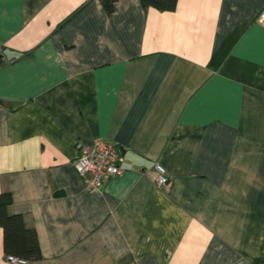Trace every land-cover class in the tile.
Returning a JSON list of instances; mask_svg holds the SVG:
<instances>
[{
  "label": "crops",
  "instance_id": "obj_1",
  "mask_svg": "<svg viewBox=\"0 0 264 264\" xmlns=\"http://www.w3.org/2000/svg\"><path fill=\"white\" fill-rule=\"evenodd\" d=\"M262 7L0 0V192L40 250L11 259L0 227V264H264ZM98 138L123 173L87 190Z\"/></svg>",
  "mask_w": 264,
  "mask_h": 264
},
{
  "label": "built area",
  "instance_id": "obj_2",
  "mask_svg": "<svg viewBox=\"0 0 264 264\" xmlns=\"http://www.w3.org/2000/svg\"><path fill=\"white\" fill-rule=\"evenodd\" d=\"M256 21L264 25V7L256 15ZM1 50L2 44L0 43V58L2 57ZM120 162L121 150L117 143L109 139L98 138L90 144L78 146L73 165L82 177L85 188L87 190H98L102 188L108 178L123 173ZM154 168V181L156 184L168 188L171 181L165 173V169L159 163H155Z\"/></svg>",
  "mask_w": 264,
  "mask_h": 264
},
{
  "label": "trees",
  "instance_id": "obj_3",
  "mask_svg": "<svg viewBox=\"0 0 264 264\" xmlns=\"http://www.w3.org/2000/svg\"><path fill=\"white\" fill-rule=\"evenodd\" d=\"M116 0H100L109 13ZM177 0H140L143 7L158 10H173ZM12 197L9 191L0 192V227L3 232V249L9 256L19 260H32L40 257L38 240L34 228L27 225L21 213H8L7 207Z\"/></svg>",
  "mask_w": 264,
  "mask_h": 264
}]
</instances>
